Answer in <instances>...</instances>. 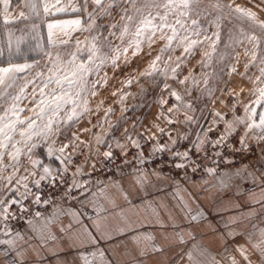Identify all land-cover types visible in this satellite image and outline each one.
Instances as JSON below:
<instances>
[{
  "label": "snow or ice",
  "instance_id": "obj_1",
  "mask_svg": "<svg viewBox=\"0 0 264 264\" xmlns=\"http://www.w3.org/2000/svg\"><path fill=\"white\" fill-rule=\"evenodd\" d=\"M15 3L27 9V13L20 11L18 15L13 16L10 13L13 0H0V20L3 21L0 23V30L7 35L6 43L0 40V109H2L0 111V226L5 236L13 233L9 221L25 220L27 228L23 232L15 231L11 239H0V245L7 246L0 251V256L6 258L5 264H43L46 255L56 257L55 264H66L59 258V252L63 250L62 241H67L69 247L92 249L80 253L79 260L82 264H112V261L106 257V250L99 246V241L112 240L115 236L135 231L145 224L158 225L161 232L159 240H156L152 233H138L131 237L137 245L142 238L150 242L139 249V257L145 258L143 264H146L147 258L152 254L165 256L174 248H182L187 244L189 237L194 238L189 230L206 224L208 217L199 206L193 212L191 204L195 202V197L188 193L181 180L187 181L194 190L231 191L236 198L244 195L240 191L239 183L234 182L236 178L251 179L256 184L258 192L249 193L243 204L239 199H230L228 202L221 201L213 209L216 212H235L229 221V224L235 225V228H230L226 233L228 241L233 237L244 236L245 232L236 229L251 222L258 214L264 217V147L259 149L255 161V164L259 165L258 168L249 171L248 166H244L242 170L237 169L235 172L220 171L221 164L228 166L234 163L228 155L251 148L247 139L249 132L259 130V139L264 140V20H260L252 8L225 3L224 0H208L207 3L204 0H68L67 4H62L61 0H15ZM253 7L264 11V0L253 3ZM62 14H71L74 18L60 19L59 16ZM17 20L22 23L27 21L25 24L27 31L19 29L20 35L9 27ZM202 20L216 29L211 36L207 35L208 28L203 26ZM225 20L243 22L248 25V29L240 27L238 34L230 32V42L225 45V50L218 54L217 60L229 59L236 52V47L243 45L245 41L251 47H244L243 54L250 59L243 65L244 71L238 72L236 65L239 64V54L237 53L236 63L223 64L219 71L223 73L228 68L230 73H236L252 83L253 88L249 92V103H243L238 97L235 98L237 103L242 104L244 116L236 115V104L231 107L233 115L231 120L222 113L210 110L217 118L212 120V125L219 126L220 121L224 124L215 138L212 128L204 131L203 126L200 131L194 133L196 136L194 141L190 140L187 132L183 135L177 132L174 138L171 132L166 133L159 125H153L160 133L159 137L155 135L145 137L138 131L144 117H138L131 129L125 130L121 138L124 143L114 136L110 143L104 135L93 133L95 147L90 142L81 141L75 134L69 143H64L59 149L47 144L52 135H65L62 128L68 129L71 125L79 123L88 110L86 94L90 92L91 95H96L95 89L99 83V80L91 82L89 76L93 72L98 73L101 66L109 60L112 68L117 67L120 56L126 55L129 48L134 49V56L137 55L142 50L143 43L151 44L157 33L166 43L159 49V54L149 62L148 68L141 73L142 76L155 74L163 77V81L160 82L163 87L154 100V103L160 107L157 118L163 117L169 125H172L178 122L171 118L170 114L174 110L179 112L183 108L196 111L193 102L185 100V96H192V89L184 88V96H182L167 83L169 73L171 79L180 86H184L189 80L192 85H197L199 82L191 72L183 79H179L178 70L188 57L194 55L197 45L203 42L199 39L202 35L204 40L211 42L212 53H216V45L220 42V27ZM45 26L48 44L57 48L63 46L64 52L57 50L55 57L51 53H46L48 64L33 73V69L39 67L37 63H15L14 60L23 55L22 45L31 46V41H35L36 48L42 47L39 34ZM105 32L107 35L104 34ZM60 33L67 38L61 39ZM74 33L89 35L80 39L74 36ZM113 38L119 39L121 43L114 45ZM73 44L74 50H70ZM180 47H183V53L177 55L175 59L169 56L170 63L161 69L158 62L162 60L164 54L175 52L176 48ZM105 49L107 51H104ZM65 55L69 58L64 59ZM5 56L6 60L3 59ZM205 56L207 60L199 61L201 67H208V61L212 59L211 53H205ZM125 63H128L127 59ZM4 64L7 66H3ZM253 67L259 71L255 80L250 75ZM104 79L106 82V77ZM132 82L131 79L124 81L129 86ZM207 82V74H205L204 83ZM153 83L156 87L160 86L155 80ZM229 83L230 81L225 82L223 91H227ZM29 85L32 86L30 93L25 91ZM202 91L211 99L216 89L205 88ZM140 92L143 95L146 89L141 87ZM165 92L169 97L168 100L161 98ZM125 95H121L120 102H123ZM29 96L31 100L27 110L32 115L21 119L20 114L25 111L21 104ZM195 99L198 100L199 97ZM169 102L172 106L165 111L164 105ZM199 110L201 112L199 118L186 116L184 123L198 124L199 119L204 118V108ZM127 111V107L121 109L120 119L116 124L109 123L110 129H115L126 119L124 113ZM111 112L113 109H107L104 121L93 125V128H102ZM237 125H243L247 131L239 135ZM83 131L87 133L89 130L84 128ZM235 136L239 137L238 143L241 146L239 149L230 143ZM184 140L189 141L191 149L186 144L181 150L180 142ZM42 141L47 145L48 155H55L62 167L57 166L53 169L47 164H42L40 159H33L34 150ZM148 144L150 150L146 151L145 145ZM81 145L88 150L87 154L83 153ZM101 147L106 150L101 151ZM114 147L123 157L121 164L117 165V173L122 178H129L127 189L120 182H109V186L115 187L129 206L126 210L121 209L117 213L121 224L115 227L108 224V209L100 203L99 197L104 195L113 209L118 206L115 200L107 196L103 188L99 192L92 191L93 185L90 179H78L81 175L89 177L92 175L83 171L84 165L90 164L92 172L96 171V164L91 163L93 157H96L101 164L105 160L114 162L116 159ZM69 148L71 151L65 154V150ZM129 148L132 149L131 152L128 151ZM226 150H230L227 155ZM82 154H84L83 163L75 165L74 171L69 175L74 163L73 157ZM161 156H167V159H161ZM25 159L31 163L33 169L39 168L41 171L37 173L24 168ZM126 168H130L131 171H125ZM166 168L170 171H165ZM21 169L25 174L18 175ZM171 172L178 174L182 172L183 175L174 176L170 174ZM197 174H202L199 182L192 179V176ZM205 177L212 178L210 187H203L210 184ZM43 181H47V186L52 191H60L61 200L73 202L78 209L91 207L95 214L89 215L86 210L59 206L54 207L50 215H45L47 208L44 211H34L37 205L56 204L51 195L44 194ZM96 183L104 184V181ZM14 185H19L23 191ZM168 185L175 190L176 203L172 206L174 210H169L166 203L157 204L153 199H144L140 205L133 202L131 196L133 192L146 195L149 189L164 188ZM245 204L247 211L243 210ZM10 209L13 211L10 212ZM140 209L144 210V215L140 214ZM161 209L167 213L166 218L162 216ZM61 217H69V223L65 225ZM84 218L90 223L85 224ZM207 226L212 228L210 223H207ZM166 227H171L172 231H164ZM225 227L228 228L229 225L226 224ZM54 228L59 235L53 230ZM212 231L215 232V229L213 228ZM259 231L260 241L251 245L256 255L255 260L243 245H236L235 250L239 252L243 264H264V229ZM248 238L251 239V234H248ZM219 239L225 244L224 250L227 252L228 241L225 240V235H220ZM17 241H22V244L18 245ZM193 247L197 249L199 256L208 255L199 245ZM29 250L33 257L31 260L26 259ZM10 252L14 255L8 259ZM126 255L129 257V264H141V261L131 256V253ZM187 258L192 264H200L191 251L187 253ZM165 264H167L166 256ZM211 264H217L214 258ZM230 264H237V261L231 259Z\"/></svg>",
  "mask_w": 264,
  "mask_h": 264
},
{
  "label": "rangeland",
  "instance_id": "obj_2",
  "mask_svg": "<svg viewBox=\"0 0 264 264\" xmlns=\"http://www.w3.org/2000/svg\"><path fill=\"white\" fill-rule=\"evenodd\" d=\"M205 3L208 2V0H204ZM225 3H234L237 5H240L242 7H249L252 8L253 11H255L258 15V18L260 20H264V11H261L255 7H253V3H259L260 0H224ZM118 19V17H117ZM104 22V21H102ZM24 23H19L15 25H10L9 27L16 30V34L20 35L19 29H27L25 28ZM201 23L204 27L208 28L207 35L211 36L212 32L216 31L214 27L209 26L206 21L202 20ZM244 27L245 30L248 29V25L239 22V21H232L229 22L228 20H225L222 22L220 27V42L216 45V53H212V44L208 40H204L203 35L199 37L202 43L198 44L197 47L194 49V55L187 58L186 62L181 65V68L179 71V79H183L184 76L191 74L195 76L197 81L199 82L197 85H192L191 80L187 81L184 86H180L175 81L171 79V74L169 73V79L167 80V83H169L172 88L176 89L182 96H184V88L190 87L192 89V96L187 97L185 96L186 102H193V106L196 109V111H189L187 109L181 108L179 112L173 111L170 115L171 118L174 121H178L177 123H174L172 125H169L166 120L161 117L157 118L160 112V107L158 104L154 103V100L156 98V95L160 92L161 88L163 87V84L160 83L163 81V77L158 75L153 76H142L141 73H143L147 68L148 64L151 60L155 58L156 55L159 54V49L164 46L166 43L165 40L160 39V34L157 33L155 37H153V40L151 44L149 42H145L142 45V50L137 55H133V48H129L126 55H121L119 61L117 62V67L112 68L111 61L109 60L107 63L101 66L98 73L93 72L89 76V80L91 82H96L99 80V83L96 85V95H91V93H87V111L84 113L83 117L79 121V123L73 124L68 129H63L62 131L65 133V135H52L47 144H50L54 149H59L64 143H69L73 134L76 136H79V139L81 141L90 142L95 147V141L93 139V133L96 135H104L105 139L108 142H112L113 136L116 139H120L121 143H124V141L121 139L124 135L125 130H130L133 123L137 122L138 117H144L143 124L138 128V131L140 133H143L145 137H150L152 135H155L157 137L160 136V133L157 131L153 125H159L160 128H163L165 132H171L172 136L175 138L177 132H179L181 135H183L185 132L189 133L190 140L194 141L196 139L195 132L201 130V126H203L204 131H207L208 128H212V132L216 129H218L221 125L224 126L223 122H219V126H213L212 120L217 119L211 114L210 110H215V112L222 113L226 116L227 119H232V111L231 107L233 104H236V115L238 116H244V111L242 104L237 103L236 97L239 98L240 101L243 103H249L250 97L249 92L253 88V84L249 81L245 80L240 75H237L236 73H230V69L226 68L223 73H220L219 69L223 64L227 63H236L237 53L239 54V64H237L238 72H243L244 68L243 65L248 62L250 57H246L243 54L244 47H251L247 41L244 42L243 45L236 47V52L232 54V56L225 60V61H218L217 56L220 52L225 50V45L228 44L229 41V33L232 32L233 34H238L239 28ZM107 35V32L104 33ZM63 35V34H62ZM74 36H78L80 39H83L85 36L89 35L88 33H74ZM40 36V44L41 48H33V52L40 54L38 58L33 59H26V60H33L30 63H37L39 67L33 69V73L35 71H39L43 68L45 64H48V56L46 53H51L53 57H55L57 50L64 52L63 46H60L59 48L46 44L45 40L43 39L44 31L43 27L39 34ZM61 39H66L67 37L60 36ZM193 39H197V37H192ZM213 39H215L213 37ZM0 40H4L5 43L7 41V35L6 32L3 30H0ZM121 42L119 39L113 38V44L119 45ZM35 46V44H34ZM31 48V47H30ZM29 48V49H30ZM23 52L25 51V48H22ZM32 50V49H30ZM70 50H74V44ZM104 51H107L105 49ZM229 51H231L229 49ZM183 53V47L176 48L175 52L166 53L162 57V60L159 63V67L161 69L165 68L167 64L170 63L169 56H172L173 59L177 55H181ZM205 53H211L212 59L211 61H208V67H201L199 61L201 60H207V57L205 56ZM69 57L67 55L64 56V59H68ZM127 59L128 63H125V60ZM174 66V65H173ZM205 74H207V84L204 83L205 80ZM250 75L252 76V79L255 80V77L259 75V71L257 68L253 67L250 70ZM217 76L219 79H217ZM106 77V82L105 78ZM131 79L133 82L129 86L124 81ZM156 81L160 84L159 87H156L153 81ZM230 81V83L227 85V91H223L225 88V82ZM141 87L146 89V92L142 95L140 92ZM205 88H215L216 91L213 93V96L211 99H209L206 92H203L202 90ZM26 92L30 93L32 91V86L29 85L28 88L25 90ZM115 93V95H113ZM122 94H126L123 102H120V98ZM196 97H199V99H195ZM162 99L168 100L169 97L167 93L165 92ZM30 100L31 97L29 96L28 99H25L23 103L21 104V107L25 108V111L20 114L21 119H24L28 116H31L32 113L28 111V107L30 106ZM223 101V102H221ZM142 105V106H141ZM206 105V107H205ZM172 103L169 102L168 104L164 105L165 111L167 108L171 107ZM255 106V105H253ZM128 108V111L124 113V116L126 117L125 120L121 121L119 126L115 129H110L109 123L116 124V122L121 117V109L122 108ZM204 108L203 112V119H199L198 124H186L184 123L186 116H195L199 118L201 116L200 108ZM113 109V112L108 114V121L103 123V127H96L93 128V125H96L98 122L104 121L106 110L107 109ZM2 111V109H0ZM250 122V121H249ZM84 128H87L89 131L85 133L83 131ZM146 129H150V131H146ZM238 130H242L243 134L247 129L242 127H238ZM107 133H111V135H106ZM250 137L253 135L256 138V140H259V130L251 131L248 134ZM65 136L68 138L66 139ZM17 139H19V136H17ZM165 139L167 137L165 136ZM54 141V143H53ZM189 142L188 140H184ZM78 143V141H77ZM81 148H83V145H81ZM106 150V148L101 147V151ZM113 150L116 152V159L114 162L117 164L120 163L123 159L121 154L118 150L113 148ZM35 155L33 156V159H40L43 162H47V165H49L51 168L55 169L57 166H61L60 161L56 159V156H49L47 152V145L42 141L37 149L34 150ZM71 151V148L65 150V154H68ZM87 149L83 148V153L87 154ZM129 152L132 151L131 148L128 149ZM59 154V153H57ZM84 154L73 157V166L70 169L69 175H71V171H74L75 165L82 164L84 160ZM7 160V157L5 158ZM42 162V164H44ZM92 164H96L97 168L95 172H92L91 165H84L83 171L85 173H92V175L86 176L81 175L78 177L80 180H88L90 179L91 182H93L94 176H98L100 180L103 179V172L104 168L108 165L109 161L105 160L103 164L100 163V161L93 157L91 160ZM24 168L29 169L30 171H38L41 169H33L31 166V163L25 159L24 161ZM38 173V172H37ZM6 175L8 173H5ZM24 170L21 169L20 173L18 175H23ZM119 176V175H118ZM114 178V177H112ZM31 181V177L29 178V182ZM93 185V184H92ZM15 187L19 188L20 191H23V188L19 185H14ZM30 187H32L30 183ZM96 188V187H95ZM93 189V188H92ZM73 202H68L65 205H69ZM64 205V206H65ZM11 212V209H10Z\"/></svg>",
  "mask_w": 264,
  "mask_h": 264
},
{
  "label": "crops",
  "instance_id": "obj_3",
  "mask_svg": "<svg viewBox=\"0 0 264 264\" xmlns=\"http://www.w3.org/2000/svg\"><path fill=\"white\" fill-rule=\"evenodd\" d=\"M62 4H67L68 0H61ZM20 11H25L27 13V9L23 8L22 5L17 6L15 3V0H13L12 7L10 9V13L13 16L18 15ZM60 19H72L74 18L73 15L67 14V15H60ZM3 21L0 20V23ZM27 22V21H25ZM22 23L19 20L15 21L11 25ZM24 23V22H23ZM10 26V25H9ZM46 34H47V28ZM60 36H63L62 33L59 34ZM34 60V59H33ZM33 60H20V61H14L15 63H30ZM3 66H7L4 64ZM231 120V119H230ZM251 122V121H250ZM243 125H237L238 127H242ZM245 133V132H244ZM252 137H255L254 135ZM248 135V143L255 141L256 138H252ZM256 161V160H255ZM43 162V161H42ZM44 164H47V162H43ZM259 165L254 164L251 167H248L249 171L254 170L255 168H258ZM237 169H243V168H235L232 170H229L231 172H235ZM130 168H126L125 171H130ZM38 173L40 170L37 171ZM243 175V171L241 172ZM209 180L210 184L209 186H203V187H210L212 178L211 177H205ZM128 177H114L111 179H108L104 181V184H99L96 188H93L92 191L99 192L100 189H105V193L107 196L111 197L115 200L116 204L118 205L117 208L113 209L112 206L108 203V201L105 199L104 195H101L99 197V201L101 204H103L107 209V222L110 226H117L121 224L120 218L117 215L121 211V209H127L129 206L123 201L122 197L120 196L119 192L115 187L109 186L110 181H117L122 184V186L127 189L128 188ZM201 180V179H200ZM200 180H194L199 182ZM234 182L239 183L240 185V191L241 193H244L243 196L236 198L233 197V193L231 191H225L220 192L218 190H209V191H201L200 189L194 190L190 184L186 182H182L183 186L187 188L188 193H191L192 196L195 197V202L191 204V207L193 209V212H195L197 206H199L200 209H202L207 217L208 221L207 223H210L212 225V228H209L206 224L201 225L198 228L190 229L189 231L192 233V237L188 238L187 244L183 246L182 248H174L171 252H167L165 254L167 264H192L187 258V253L191 251L193 253V256L196 260L200 261V264H211L212 259L214 258L217 264H230L231 259H235L237 261V264H243L242 258L235 250L236 245H243L247 253H249L252 256V259H256V255L254 253V249L252 248V244L258 243L260 241V229H264V217L260 216L259 214L255 219H253L251 222L246 223L241 228L236 229L237 231H243L245 232V235L242 237H233L230 241H228V238L226 236L227 231L230 228H235V225L229 224V221L232 216L235 215L234 211H221L216 212L213 211L215 206L219 204L221 201L228 202L230 199H239V201L243 204L245 200H247V195L249 193H257L258 188L256 184L252 182L251 179L248 180H239V178H236ZM174 188L171 185H168L164 188H153L149 189L147 194L144 193H138L133 192L131 193L133 202L137 205H140L142 203V200L144 199H153L156 201L157 204H160L161 202L166 203L169 206V210L172 209V206L176 203V198L174 196ZM182 195H187V193H182ZM63 207H72L74 210H80V211H87L89 215H94L91 207H87L86 209H78V207L71 203L69 205H65ZM244 211H247V205H244ZM140 214L144 215V210L140 209ZM161 214L166 218L167 213L164 211V209H161ZM50 215V214H48ZM131 215V213H129ZM63 223L67 225L69 223L70 218L69 217H61ZM135 219V217H133ZM84 223L89 224L90 222L84 218ZM228 224L229 227L226 228L225 225ZM184 227V225H182ZM215 229V232L212 231V229ZM26 229V228H25ZM25 229L20 230L23 232ZM57 232V235H59V232L56 228L53 229ZM164 231H172L171 227H166ZM160 232L161 229L158 225H149L145 224L144 227L139 228L132 232H125L123 235L115 236L112 240L109 241H99V246L101 248H104L106 250L105 254L108 260L112 261V264H129V257L126 255V253H131L132 257H135L137 260L141 261V264H143L144 259L142 257H139V249L141 247H144L149 241L141 239V242L139 245L134 243L131 240V237L133 235H136L138 233H152L154 237H156V240H159L160 238ZM15 232L12 233V235L4 236L0 239H11L13 238ZM248 234H251V239L249 240ZM220 235H225V240L227 242V249L228 251L225 252V244L222 243L219 239ZM18 245L22 244V241H17ZM199 245L201 249H204L207 251L208 255L206 257H201L198 255L197 249H195L193 246ZM6 245H0V251H3L6 249ZM62 251L59 252V258L66 262V264H82V262L79 260V255L82 251H91V248L88 249H82L78 247H69L67 241H62ZM14 253H9L8 259H10ZM165 256H157L155 254L150 255L147 258L146 264H165ZM5 257L0 256V264H5ZM26 259L31 260L33 259L32 255H27ZM56 257L52 256H45L43 264H55Z\"/></svg>",
  "mask_w": 264,
  "mask_h": 264
},
{
  "label": "built area",
  "instance_id": "obj_4",
  "mask_svg": "<svg viewBox=\"0 0 264 264\" xmlns=\"http://www.w3.org/2000/svg\"><path fill=\"white\" fill-rule=\"evenodd\" d=\"M224 126H220L218 129L214 130L213 133V138H215L216 133H218L219 131H221L223 129ZM239 133V135H243V131L242 130H238L237 131ZM235 135V134H234ZM238 136H235V138L233 140L230 141V143L232 145H234L237 149H239L241 146L238 143ZM181 150H183V146L184 145H188L189 148L191 149V144L187 141H181ZM251 148L250 149H246L244 152H237L235 154H231L228 155V158L233 160L234 163L232 165H228L225 166L223 164L220 165V171L225 172V171H229L235 168H244V166H248L251 167L255 160H257L258 158V153H259V149L261 147H264V140H255L252 141L250 143H248ZM145 150L148 151L150 150V144L145 145ZM230 150H226V155L227 152ZM161 159H167V156H161ZM121 164L120 163H116L113 161H109L108 165L104 168V172L103 174V179L100 180L99 179V175L98 176H94V180L92 182L93 187L95 188L97 186H99L96 182L97 181H106L108 179H111L112 177H117L118 173H117V165ZM209 166H212L211 164H209ZM156 167H158V165H156ZM131 171V170H130ZM165 171H170L169 168H166ZM170 174L174 175V176H182L183 173H175V172H171ZM191 175V173H190ZM201 175L202 174H197V175H193L192 179L193 180H200L201 179ZM182 182H186L184 180H181ZM42 189L44 191V194L46 195H51L52 198L56 201V204H51V205H37L34 207V211L35 210H39V211H44L45 208H47V212H45V215L51 214L53 211L54 207H63L66 203L70 202V201H65V200H61L60 199V191H52L48 186H47V181H43L42 182ZM33 191H35V189L33 188ZM27 203V202H25ZM11 211H13V209H11ZM9 223L12 226L13 232L17 231V230H23L25 228H27V223L25 220H17V221H9ZM5 235L3 234V230H2V226H0V238L4 237Z\"/></svg>",
  "mask_w": 264,
  "mask_h": 264
},
{
  "label": "trees",
  "instance_id": "obj_5",
  "mask_svg": "<svg viewBox=\"0 0 264 264\" xmlns=\"http://www.w3.org/2000/svg\"><path fill=\"white\" fill-rule=\"evenodd\" d=\"M43 31H44L43 39L45 40L46 44H48L45 27H43ZM34 44H35V41H31V46H29L27 44L26 45H22V48H25V51L23 52L22 56L16 57L14 61L38 58L40 56V54L33 52V48L32 47H35ZM29 48L32 49V50H30ZM3 59L6 60V56Z\"/></svg>",
  "mask_w": 264,
  "mask_h": 264
}]
</instances>
